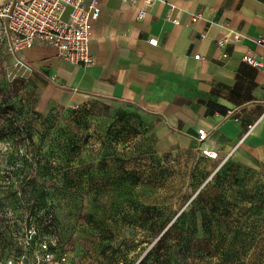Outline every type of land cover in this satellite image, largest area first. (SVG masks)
I'll use <instances>...</instances> for the list:
<instances>
[{
    "label": "rangeland",
    "instance_id": "1",
    "mask_svg": "<svg viewBox=\"0 0 264 264\" xmlns=\"http://www.w3.org/2000/svg\"><path fill=\"white\" fill-rule=\"evenodd\" d=\"M16 58L0 43V264L41 243L69 264H264V171L159 154L122 103L44 105Z\"/></svg>",
    "mask_w": 264,
    "mask_h": 264
},
{
    "label": "crops",
    "instance_id": "2",
    "mask_svg": "<svg viewBox=\"0 0 264 264\" xmlns=\"http://www.w3.org/2000/svg\"><path fill=\"white\" fill-rule=\"evenodd\" d=\"M93 1L100 13L92 22V65L65 62L39 42L16 54L47 81L44 105L122 103L147 119L159 154L208 149L264 171V66L242 61L247 53L263 57L255 40L264 38V0ZM230 30L242 39L223 47ZM199 129L207 133L202 142Z\"/></svg>",
    "mask_w": 264,
    "mask_h": 264
},
{
    "label": "built area",
    "instance_id": "3",
    "mask_svg": "<svg viewBox=\"0 0 264 264\" xmlns=\"http://www.w3.org/2000/svg\"><path fill=\"white\" fill-rule=\"evenodd\" d=\"M128 2L130 0H122ZM136 1V0H132ZM155 0H143V6L153 4ZM69 9L67 20L62 16ZM100 7L91 0L85 4L84 0H0V43L4 40L9 50L16 55L23 49L31 48L35 42L51 47L56 50L58 57L78 67L90 66L94 63L92 53V22L99 17ZM143 10L139 11V17L143 16ZM242 37L237 31L230 30L219 44L227 46L231 43L237 44ZM152 46L157 45L156 39H149ZM261 50L260 58L253 53H247L242 61L255 68L264 66V38L255 40ZM228 55H222L226 59ZM200 60L199 55L194 56ZM249 127L248 130H251ZM207 133L204 129L197 131L198 141L206 139ZM205 157L217 159V153L208 149L202 150ZM46 243L39 245V256L33 261H27L24 257L10 258L2 264H69L64 259L54 260L50 247Z\"/></svg>",
    "mask_w": 264,
    "mask_h": 264
},
{
    "label": "water",
    "instance_id": "4",
    "mask_svg": "<svg viewBox=\"0 0 264 264\" xmlns=\"http://www.w3.org/2000/svg\"><path fill=\"white\" fill-rule=\"evenodd\" d=\"M15 1H16V0H12V4H14V3H15Z\"/></svg>",
    "mask_w": 264,
    "mask_h": 264
}]
</instances>
